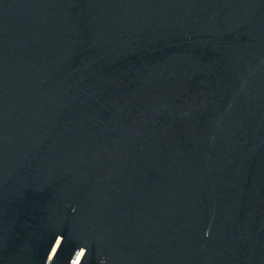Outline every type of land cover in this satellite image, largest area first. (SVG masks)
I'll return each instance as SVG.
<instances>
[{
    "label": "water",
    "instance_id": "obj_1",
    "mask_svg": "<svg viewBox=\"0 0 264 264\" xmlns=\"http://www.w3.org/2000/svg\"><path fill=\"white\" fill-rule=\"evenodd\" d=\"M57 236L264 264V0H0V264Z\"/></svg>",
    "mask_w": 264,
    "mask_h": 264
},
{
    "label": "clouds",
    "instance_id": "obj_2",
    "mask_svg": "<svg viewBox=\"0 0 264 264\" xmlns=\"http://www.w3.org/2000/svg\"><path fill=\"white\" fill-rule=\"evenodd\" d=\"M62 243H63V236H57L54 241V245L51 247L50 250L52 255L47 256L46 264H50V261L57 256L58 250L61 248ZM87 254H88V248L84 246L78 247L74 251V254L69 261V264H82ZM99 264H106V261L104 259H101Z\"/></svg>",
    "mask_w": 264,
    "mask_h": 264
}]
</instances>
